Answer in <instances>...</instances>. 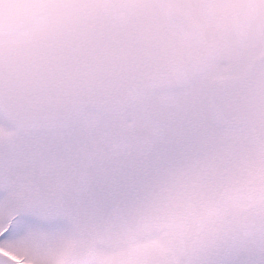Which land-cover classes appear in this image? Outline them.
<instances>
[{
    "label": "snow or ice",
    "instance_id": "snow-or-ice-1",
    "mask_svg": "<svg viewBox=\"0 0 264 264\" xmlns=\"http://www.w3.org/2000/svg\"><path fill=\"white\" fill-rule=\"evenodd\" d=\"M0 264H264V0H0Z\"/></svg>",
    "mask_w": 264,
    "mask_h": 264
}]
</instances>
